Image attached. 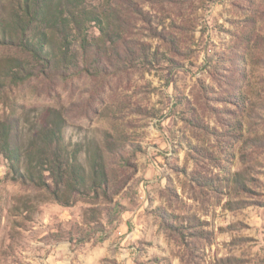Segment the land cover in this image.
<instances>
[{
	"label": "rangeland",
	"instance_id": "374dc122",
	"mask_svg": "<svg viewBox=\"0 0 264 264\" xmlns=\"http://www.w3.org/2000/svg\"><path fill=\"white\" fill-rule=\"evenodd\" d=\"M87 3L125 41L120 70L22 81L36 63L0 45V121L25 150L60 111L70 156L104 154L106 193L58 202L0 155V264H264V0Z\"/></svg>",
	"mask_w": 264,
	"mask_h": 264
},
{
	"label": "trees",
	"instance_id": "16d2710c",
	"mask_svg": "<svg viewBox=\"0 0 264 264\" xmlns=\"http://www.w3.org/2000/svg\"><path fill=\"white\" fill-rule=\"evenodd\" d=\"M92 24L101 26L98 39L88 36L87 28ZM75 42H79L81 53L74 49ZM12 44L36 63L30 69L16 63L22 72L20 80L25 81L41 75L48 79L85 73L109 75L121 68L115 63H122L117 46H125V41L111 30L108 18L90 9L87 0H17L9 18L0 17V45ZM139 50V58L148 60L146 51ZM39 124L22 150L17 137H13L14 124L0 121V155L8 162L13 178L48 189L58 202L66 198L65 191L83 196L106 193L108 173L99 148L85 151L86 167L77 161L81 151L77 149L70 156L63 143L66 121L60 111L47 109ZM46 174L51 184L45 180Z\"/></svg>",
	"mask_w": 264,
	"mask_h": 264
}]
</instances>
